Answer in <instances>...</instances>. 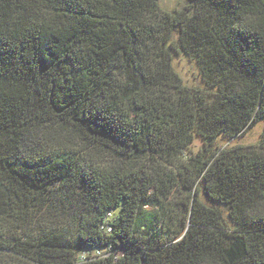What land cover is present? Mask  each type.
Masks as SVG:
<instances>
[{
	"label": "trees",
	"instance_id": "trees-1",
	"mask_svg": "<svg viewBox=\"0 0 264 264\" xmlns=\"http://www.w3.org/2000/svg\"><path fill=\"white\" fill-rule=\"evenodd\" d=\"M260 120L264 0H0V264H264Z\"/></svg>",
	"mask_w": 264,
	"mask_h": 264
},
{
	"label": "rangeland",
	"instance_id": "rangeland-1",
	"mask_svg": "<svg viewBox=\"0 0 264 264\" xmlns=\"http://www.w3.org/2000/svg\"><path fill=\"white\" fill-rule=\"evenodd\" d=\"M186 0H159V5L162 9L165 10H173L176 8H181L185 4ZM173 66L178 74L183 78L185 83L188 85H200V74L197 65L189 60L184 55H173ZM264 128V120H260L248 127L242 134L239 136L228 139L226 137L220 136L216 139L215 145L216 147L228 148L236 145L240 146H252L257 145L261 139V133ZM204 145V142L201 138L195 137L191 145V152L195 154L198 150H200ZM198 196L201 200L206 201V197L202 190L198 191Z\"/></svg>",
	"mask_w": 264,
	"mask_h": 264
},
{
	"label": "built area",
	"instance_id": "built-area-1",
	"mask_svg": "<svg viewBox=\"0 0 264 264\" xmlns=\"http://www.w3.org/2000/svg\"><path fill=\"white\" fill-rule=\"evenodd\" d=\"M108 229H110V226H107ZM84 256V254L82 255V257Z\"/></svg>",
	"mask_w": 264,
	"mask_h": 264
}]
</instances>
